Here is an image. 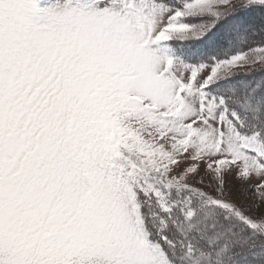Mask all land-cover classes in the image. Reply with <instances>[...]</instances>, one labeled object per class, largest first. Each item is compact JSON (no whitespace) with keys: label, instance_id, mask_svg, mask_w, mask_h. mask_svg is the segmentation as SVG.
Returning a JSON list of instances; mask_svg holds the SVG:
<instances>
[{"label":"snow or ice","instance_id":"1","mask_svg":"<svg viewBox=\"0 0 264 264\" xmlns=\"http://www.w3.org/2000/svg\"><path fill=\"white\" fill-rule=\"evenodd\" d=\"M0 264H264V0H0Z\"/></svg>","mask_w":264,"mask_h":264}]
</instances>
